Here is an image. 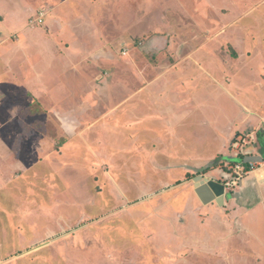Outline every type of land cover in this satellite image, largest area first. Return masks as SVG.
<instances>
[{
  "label": "rangeland",
  "instance_id": "rangeland-1",
  "mask_svg": "<svg viewBox=\"0 0 264 264\" xmlns=\"http://www.w3.org/2000/svg\"><path fill=\"white\" fill-rule=\"evenodd\" d=\"M28 1L35 7L33 13L38 11L35 19L40 24L39 12L46 9L44 0ZM49 1L59 3L55 11L58 17L70 14L67 7L73 3L103 2L106 7L97 10L92 32L108 40L127 26L133 34L137 31L126 48L149 50L150 65L192 58L204 66L212 63L213 77L224 81L228 75L234 92L235 87H244L243 92L237 90L243 99L246 91L257 93L254 84L258 77L264 81V0H227L228 4L224 0L220 10L205 9L203 0H179L183 8L175 10L165 7V2L164 6L157 2L142 6L141 0ZM194 1L201 4L196 6ZM168 32L178 38L173 42L178 47L177 59L168 53L167 46L173 44L168 39L158 40L156 47L146 45L147 38L168 36ZM208 45L210 50L201 52ZM189 54L191 57H186ZM190 72L194 79L188 85L196 87L193 91L209 104L194 110L198 138L209 130L207 115L223 122L231 105L237 113L238 104L198 67L186 71ZM98 73L99 77L110 76L116 70ZM153 77L156 73L149 79ZM162 84L148 92L156 91L162 99L161 92L165 103L180 92L176 84L170 88ZM6 106H1L0 128L15 124L12 119L6 122ZM156 106V101H151V107ZM34 108L41 112L38 104ZM16 123L28 128L24 120ZM93 124L101 128L102 135L79 136L78 146L67 150L65 160L59 163L53 158L57 161H53L55 170L46 169L53 177L50 174L45 185L29 174L23 175V164L0 185V264H264L263 219L250 231L241 223L248 210L234 200L226 201L241 193L240 180H252L249 176L256 174L253 170L263 164H244L217 153L212 161L193 166L191 161L198 157L192 153L193 147L182 146L178 153L172 152V121L160 126L150 121L148 131L143 129L132 137L126 136L125 123L116 135H110V121H89L85 126ZM54 143L58 147L60 142ZM15 145L18 141L12 143ZM239 152L234 155L241 157ZM174 154H179V163L167 160ZM189 154L196 157L187 162ZM47 155L59 156L56 151ZM213 165L227 173L218 182L230 195L221 204L217 200L204 204L195 191L194 177L201 174L205 181L211 180L207 175Z\"/></svg>",
  "mask_w": 264,
  "mask_h": 264
},
{
  "label": "crops",
  "instance_id": "crops-1",
  "mask_svg": "<svg viewBox=\"0 0 264 264\" xmlns=\"http://www.w3.org/2000/svg\"><path fill=\"white\" fill-rule=\"evenodd\" d=\"M154 1L141 0L139 5L149 6L157 2L159 6H164L165 2L167 8H183L179 0ZM223 1L203 0L201 3L205 9L220 10ZM195 3L196 6L201 4ZM45 5L46 9L39 12V24L35 19L38 11L33 13L35 7L30 1L0 0V113L1 106L7 105L6 122L11 119L15 121L14 126L8 123L7 127L2 124L0 128V185L6 181V177H13L14 170L19 169L21 164L24 165L21 170L23 175L29 174L45 185L46 178H50V174L53 177L50 171H46L53 168V161H56L53 158H58L59 163L65 160L67 150L78 146L76 139L79 136L102 135L98 125L86 128L89 121H110V135H116L122 123H125L124 131L130 137L143 129L148 131L150 121H156L158 126L164 121H172V152L178 153L182 146L184 149L193 147L192 153L198 157L193 154L187 157V162L196 157L191 161L193 166H196V162L212 161L217 153L229 155L228 159L244 164H263L259 170H253L252 173L256 174L249 176L252 180H240L241 193L226 201L230 203L234 200L238 206L248 210L241 221L249 228L246 229L251 231L257 222L264 221V81H258V77L254 84L257 93L250 95L246 91L247 97L243 99V93H239V96L237 90L243 92L244 87H235L234 92L229 87L232 79L228 75L224 81L213 77L212 63L204 66L201 61L192 58L189 61L176 60L167 65H150L149 50L126 48L128 42L136 37L137 31L133 34L127 26L122 33L108 40L102 34L92 32L97 10L106 7L103 2L73 3V6L67 7L70 14L66 13V17L55 14L59 3L44 0L42 6ZM168 33V36L156 34L147 38V47L152 44L156 47L155 42L161 39H168L172 43L178 41L175 34ZM174 43L167 48L168 53L172 54L169 57L177 59L179 52ZM205 46V49H200L201 52H207L205 50L209 45ZM141 56L146 58V62ZM193 67L203 71L214 85L238 104L237 113H234L235 108L231 105L230 114L223 122L207 115L205 120L209 130L198 138L194 132L197 124L194 110L199 107L204 109L209 104L197 96V91H193L196 87L190 88L188 85L194 78L190 76L191 72L186 71ZM105 69H114L116 73L110 76L101 74L99 77L98 72ZM151 73H156V77L149 79ZM161 82L164 88L176 84L180 90L173 100L167 99V103L162 101L164 95L161 92L162 99L157 97L156 91L148 92L150 87L157 89ZM177 100L180 102L175 108ZM151 101H156V108L151 107ZM36 104L40 106V113L34 108ZM21 120L28 124V128L16 123ZM245 134L251 139L244 137ZM57 140L60 143L55 147ZM15 141L19 145L12 146ZM237 142L238 147L235 146ZM130 143H133L132 139ZM52 151L59 156L49 157L47 154ZM238 151L241 157L234 155ZM24 154L28 157H24ZM246 156H261L263 160L247 162ZM167 160L171 163L181 161L179 154ZM216 166L210 167L207 176L216 181L224 180L227 173ZM211 203L214 202L208 204Z\"/></svg>",
  "mask_w": 264,
  "mask_h": 264
},
{
  "label": "water",
  "instance_id": "water-1",
  "mask_svg": "<svg viewBox=\"0 0 264 264\" xmlns=\"http://www.w3.org/2000/svg\"><path fill=\"white\" fill-rule=\"evenodd\" d=\"M260 157V158H258ZM263 160L261 156H246L245 160L247 162ZM195 181V191L204 204H208L214 200H217L220 204L224 202L226 198L225 186L224 184L216 180L205 181L203 175L199 174L194 177Z\"/></svg>",
  "mask_w": 264,
  "mask_h": 264
},
{
  "label": "built area",
  "instance_id": "built-area-1",
  "mask_svg": "<svg viewBox=\"0 0 264 264\" xmlns=\"http://www.w3.org/2000/svg\"><path fill=\"white\" fill-rule=\"evenodd\" d=\"M235 146L236 147H238L239 146V144H238V142L237 143H235ZM238 168H240V165H237L236 166V169H235V171L238 173L239 171L237 170ZM234 183H235V181H234Z\"/></svg>",
  "mask_w": 264,
  "mask_h": 264
}]
</instances>
